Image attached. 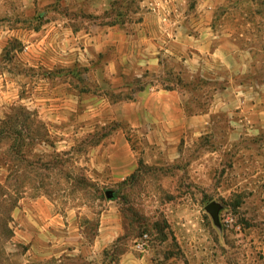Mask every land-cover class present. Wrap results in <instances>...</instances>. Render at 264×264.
I'll list each match as a JSON object with an SVG mask.
<instances>
[{"label":"rangeland","instance_id":"374dc122","mask_svg":"<svg viewBox=\"0 0 264 264\" xmlns=\"http://www.w3.org/2000/svg\"><path fill=\"white\" fill-rule=\"evenodd\" d=\"M174 3L193 32L212 18L222 46L214 57H194V64L164 57L160 70L143 73L144 82L181 100L187 118L159 122L170 134H151L150 120L142 121V133L131 132L110 112L71 117L57 135L23 106L1 121L0 264L25 263L23 247L12 242L19 220L13 214L22 197L41 195L63 213L79 208L89 238L100 214L116 204L127 236L138 241L147 234L159 264H264V15L248 0ZM53 6L48 12L63 9ZM27 12L24 0H0V31L30 21L37 27V1L31 18ZM15 49L18 42L3 60L22 77L34 74ZM218 99L229 101L216 111ZM117 127L129 129L127 156L136 165L129 175L111 160L122 154L109 151ZM210 203L221 206L218 223L206 210Z\"/></svg>","mask_w":264,"mask_h":264},{"label":"crops","instance_id":"0c3cea01","mask_svg":"<svg viewBox=\"0 0 264 264\" xmlns=\"http://www.w3.org/2000/svg\"><path fill=\"white\" fill-rule=\"evenodd\" d=\"M36 1L37 27L30 21L0 31V123L23 106L46 123L48 134L57 135L71 117L84 121L110 112L113 119L131 124V132L142 133V121L150 120L151 129L156 130L151 134L167 135L170 130L159 122L186 119L181 100L170 90L144 82L143 73L160 70L164 57L194 64L196 56L221 53L212 18L193 32L187 17L177 15L175 0ZM36 1L24 0L29 18ZM57 3H62V11L48 12ZM206 11L212 13L213 7ZM13 42L20 49L12 54L34 74L22 77L3 60ZM133 79H141L142 85ZM228 101L216 100V111ZM128 131L117 127L109 148L111 153H122L118 161L113 155L111 160L124 175L136 167L127 156L131 150ZM82 215L79 208L75 214L59 211L46 196L22 197L13 214L19 220L12 242L23 247L24 264H159L161 259L151 246L145 251L136 249L137 241L127 236L116 204L100 214L91 238L81 223Z\"/></svg>","mask_w":264,"mask_h":264},{"label":"water","instance_id":"95a60500","mask_svg":"<svg viewBox=\"0 0 264 264\" xmlns=\"http://www.w3.org/2000/svg\"><path fill=\"white\" fill-rule=\"evenodd\" d=\"M106 196L108 199H112L114 195L112 194L111 191H108L106 193ZM221 206L218 203H210L207 207L206 210L211 214L213 217L215 223H218V214Z\"/></svg>","mask_w":264,"mask_h":264},{"label":"built area","instance_id":"2783aa9c","mask_svg":"<svg viewBox=\"0 0 264 264\" xmlns=\"http://www.w3.org/2000/svg\"><path fill=\"white\" fill-rule=\"evenodd\" d=\"M149 247V236L147 234L136 242V249L138 251H145Z\"/></svg>","mask_w":264,"mask_h":264},{"label":"trees","instance_id":"16d2710c","mask_svg":"<svg viewBox=\"0 0 264 264\" xmlns=\"http://www.w3.org/2000/svg\"><path fill=\"white\" fill-rule=\"evenodd\" d=\"M245 1V0H242V2ZM250 4H254L258 6L257 8V13H261L262 15H264V0H248ZM259 9H262V10H259ZM116 10V9H115ZM256 13V12H254Z\"/></svg>","mask_w":264,"mask_h":264}]
</instances>
